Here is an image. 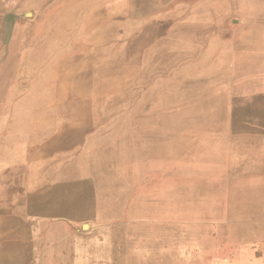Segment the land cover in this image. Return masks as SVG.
I'll list each match as a JSON object with an SVG mask.
<instances>
[{
	"label": "rangeland",
	"instance_id": "1",
	"mask_svg": "<svg viewBox=\"0 0 264 264\" xmlns=\"http://www.w3.org/2000/svg\"><path fill=\"white\" fill-rule=\"evenodd\" d=\"M233 3L0 0V264H264V0ZM47 144L104 192L83 225L31 201Z\"/></svg>",
	"mask_w": 264,
	"mask_h": 264
},
{
	"label": "crops",
	"instance_id": "2",
	"mask_svg": "<svg viewBox=\"0 0 264 264\" xmlns=\"http://www.w3.org/2000/svg\"><path fill=\"white\" fill-rule=\"evenodd\" d=\"M200 1L199 10L197 13L193 14L195 17L198 13H207V14H200L203 16H207L209 18H218L222 15L221 9H224L223 15L230 17L231 16V10H232V1L236 4H239V7L242 8L247 3L248 0H198ZM233 3V4H234ZM236 8V7H235ZM225 11H227V14H225ZM188 16V15H187ZM161 17V16H160ZM191 16H189V19H192ZM162 19V17L160 18ZM176 22L182 23L189 19L183 15L182 17L175 18ZM195 23L196 21H192ZM230 25V24H229ZM251 25H244L241 28L242 32H247L248 29L250 32L257 31L256 28H252ZM261 30H263V27H261ZM205 31V29H203ZM215 32L214 29H207L205 32ZM222 31V30H218ZM228 30H225L227 32ZM242 38V34L240 36ZM242 40H240L241 42ZM225 43H228V45H231L232 47L233 42L226 41ZM237 43V42H236ZM215 42L212 41H204L201 44H199L200 48H210L214 47ZM244 58V57H243ZM247 60V59H245ZM242 60L240 58V66L238 68V72L241 77L246 78L248 75V64L247 61ZM249 74H252L251 72ZM262 74V73H261ZM71 148H68L70 150ZM63 153L66 152V149H62ZM17 154L21 153L19 147L16 148ZM60 151V150H58ZM38 158L37 160L30 166V172L29 177L31 178V198L33 202H36V195H41L38 198V203L40 204V208H47L49 209H55L56 207H62L64 210L63 212V218L66 220H69L71 224L76 225L80 224L83 225L86 220V214L85 211L87 208H95V209H103L105 207V196L101 197L100 194L104 193L103 190H96L93 191L90 187H87L83 183L81 184L78 179H80L78 176H74V180L71 179L69 181H66V173H58V169L60 170L63 166V164H60L59 161H55V147H49L47 146H41L37 148L36 150ZM42 153V154H41ZM41 155V156H40ZM17 157L7 158V162L5 164H1V170L3 169H15L18 166L21 167L22 164L14 163L16 161ZM3 163V161H2ZM56 174L58 176H62L64 180L60 182H56ZM72 182V183H71ZM29 191V192H30ZM96 193V195H95ZM55 217L56 213H52ZM44 218V219H43ZM50 222L49 215L47 217H42L41 219H38L36 224L37 225H45Z\"/></svg>",
	"mask_w": 264,
	"mask_h": 264
}]
</instances>
